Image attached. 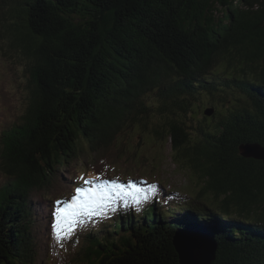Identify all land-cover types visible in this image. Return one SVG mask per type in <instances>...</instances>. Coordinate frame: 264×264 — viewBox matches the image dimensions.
<instances>
[{
    "label": "trees",
    "instance_id": "1",
    "mask_svg": "<svg viewBox=\"0 0 264 264\" xmlns=\"http://www.w3.org/2000/svg\"><path fill=\"white\" fill-rule=\"evenodd\" d=\"M0 27L33 84L0 145V264H41L31 193L136 126L208 179L199 196L224 198L118 219L72 264H179L172 223L198 218L217 238L210 264H264V165L238 150L264 147V0H0Z\"/></svg>",
    "mask_w": 264,
    "mask_h": 264
},
{
    "label": "rangeland",
    "instance_id": "2",
    "mask_svg": "<svg viewBox=\"0 0 264 264\" xmlns=\"http://www.w3.org/2000/svg\"><path fill=\"white\" fill-rule=\"evenodd\" d=\"M5 33L4 28L0 27V137L1 131L12 129L13 124L18 125L21 122L22 116L27 112L31 92H33V84L25 59L18 47L10 45L11 34L2 37ZM219 94L223 95L221 92ZM225 95L230 96V93ZM222 103L218 102L219 105ZM211 104L213 106H210ZM214 104L215 101L211 102L207 97L202 98L199 104V115L204 116L203 111L206 108L217 107ZM128 132L121 135L105 153L92 156L78 155L75 157L77 162L71 160L66 169L59 173L57 171L52 173L51 181L44 190L31 193L36 203L34 205L37 207L41 205L36 222L41 264H70L71 258L80 249L82 239L76 231V234L64 243L63 248L57 246L53 238H50L48 245L50 243L51 250L44 253L48 247L46 249L43 247L47 243L49 234L52 235V228L49 233L46 224L50 223L49 213L54 201L67 196L66 194L70 191H67V188L76 185L73 180H82L95 175L94 172L109 173L115 178L122 177L128 181L140 179L144 182L142 179L144 178L148 183L150 179L158 180L164 189L169 192L174 191L175 197L176 195L177 198L182 197L189 203L198 202L201 205H210L213 197H216L218 202L224 198L223 195L214 196L211 190H206L202 196H199L200 191L205 189L208 179L203 177L201 172L193 170L192 165L186 163L188 159L174 162L169 146L157 143L149 134L145 136L138 126ZM78 161L84 162V165L78 164ZM79 174L80 176H77ZM5 183L6 177L3 175L0 179V188ZM172 210L169 209V211ZM195 222L197 225L202 224L199 218Z\"/></svg>",
    "mask_w": 264,
    "mask_h": 264
},
{
    "label": "snow or ice",
    "instance_id": "3",
    "mask_svg": "<svg viewBox=\"0 0 264 264\" xmlns=\"http://www.w3.org/2000/svg\"><path fill=\"white\" fill-rule=\"evenodd\" d=\"M156 192L155 186L143 192L129 183L103 180L96 176L84 180L82 187H77L72 198L57 200L54 204L52 237L60 248L70 240L77 229L83 228L94 218H107L109 213L120 207H141L149 202Z\"/></svg>",
    "mask_w": 264,
    "mask_h": 264
},
{
    "label": "water",
    "instance_id": "4",
    "mask_svg": "<svg viewBox=\"0 0 264 264\" xmlns=\"http://www.w3.org/2000/svg\"><path fill=\"white\" fill-rule=\"evenodd\" d=\"M212 113V109L205 111L208 117ZM238 150L241 157L260 161L264 165V147L261 145L240 144ZM172 224H176L170 234L179 264H210L215 259L218 242L211 229L193 223L174 222Z\"/></svg>",
    "mask_w": 264,
    "mask_h": 264
},
{
    "label": "bare ground",
    "instance_id": "5",
    "mask_svg": "<svg viewBox=\"0 0 264 264\" xmlns=\"http://www.w3.org/2000/svg\"><path fill=\"white\" fill-rule=\"evenodd\" d=\"M12 51V50H11ZM15 56V55H14ZM27 62V61H26ZM26 69V68H25ZM30 70V69H29ZM209 79V78H208ZM21 99V98H20ZM43 102H44V100H43ZM238 102V101H237ZM38 106V105H37ZM248 106V105H247ZM40 109V108H39ZM45 110V109H44ZM46 111V110H45ZM44 111V112H45ZM43 113V112H42ZM200 113V112H199ZM13 127H14V124H13ZM20 128V127H19ZM6 129V128H5ZM26 129V128H25ZM34 130V129H33ZM6 132V130L5 131H1V137H0V145L2 144V135L4 136V133ZM32 132V131H31ZM30 135V134H29ZM32 135V134H31ZM16 136V135H15ZM22 136V135H21ZM20 136V137H21ZM26 137H27V135H26ZM17 138V137H16ZM5 141H6V139H5ZM13 143V142H12ZM16 145H15V141H14V147H15ZM162 147V146H161ZM37 150V149H36ZM22 152V151H21ZM19 153H20V151H19ZM32 155H34V154H32ZM25 157V156H24ZM29 159V158H28ZM41 159V158H40ZM3 161V160H2ZM7 161V160H6ZM11 161V160H10ZM30 162V161H29ZM7 163H8V161H7ZM1 165V164H0ZM5 166V165H4ZM8 166V165H7ZM4 168V167H3ZM15 168V167H14ZM48 169V168H47ZM10 170H12V169H10ZM9 170V171H10ZM52 170V169H51ZM6 171H8V170H6ZM5 171V172H6ZM56 171V170H55ZM4 172V173H5ZM58 173H59V171H58ZM7 174H9L8 172H7ZM18 174V173H17ZM0 175L1 176H3L4 174L2 173V171H1V169H0ZM42 175V174H41ZM44 175V174H43ZM1 176H0V179H1ZM40 177V176H39ZM8 178V177H7ZM134 181V180H133ZM10 182V181H9ZM221 190V189H220ZM17 193V192H16ZM177 196V195H176ZM7 199V198H6ZM5 200V199H4ZM25 200V199H24ZM176 201H180L181 203H184V199L182 198V197H179V198H176ZM21 202V201H20ZM47 202V201H46ZM4 203H5V201H4ZM34 203V202H33ZM48 203V202H47ZM189 203V202H188ZM16 204V203H15ZM177 204V203H176ZM185 204V203H184ZM191 204V203H190ZM181 206L183 205V204H180ZM24 206V205H23ZM180 206V207H181ZM11 207V206H10ZM15 207V206H14ZM40 207V206H39ZM1 208V207H0ZM23 209V208H22ZM2 210V209H1ZM203 215V214H202ZM132 216V215H131ZM6 218V217H5ZM2 219V218H1ZM52 221H53V215H52ZM133 221V220H132ZM4 225V224H3ZM46 225H48V224H46ZM51 225L52 224H49L48 225V229H47V231L49 232V233H51ZM162 225V224H161ZM90 226L92 227L93 226V224L92 223H90ZM212 229V228H211ZM6 230V229H5ZM7 231V230H6ZM217 232V231H216ZM50 237V236H49ZM48 237V238H49ZM9 238V237H8ZM9 242V241H8ZM85 244V243H84ZM87 245V244H86ZM8 247V246H7ZM11 247V246H10ZM221 247V246H220ZM43 249V248H42ZM49 249H50V246H49ZM245 249V248H244ZM9 252V251H8ZM45 253V252H44ZM3 254V253H2ZM2 254H0L1 256H2ZM7 255V254H6ZM32 256V255H31ZM30 259V258H29ZM24 260V259H23ZM25 262V261H24ZM12 263H14V262H12ZM8 264V263H7ZM11 264V263H10Z\"/></svg>",
    "mask_w": 264,
    "mask_h": 264
}]
</instances>
